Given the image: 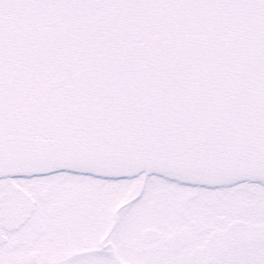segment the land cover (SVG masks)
Here are the masks:
<instances>
[{
  "label": "snow or ice",
  "instance_id": "snow-or-ice-1",
  "mask_svg": "<svg viewBox=\"0 0 264 264\" xmlns=\"http://www.w3.org/2000/svg\"><path fill=\"white\" fill-rule=\"evenodd\" d=\"M0 264H264V0H0Z\"/></svg>",
  "mask_w": 264,
  "mask_h": 264
}]
</instances>
